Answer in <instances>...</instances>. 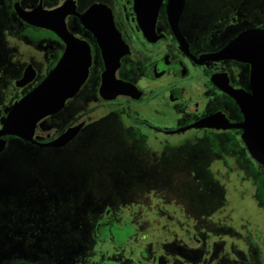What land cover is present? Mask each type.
Returning <instances> with one entry per match:
<instances>
[{"label":"rangeland","instance_id":"obj_1","mask_svg":"<svg viewBox=\"0 0 264 264\" xmlns=\"http://www.w3.org/2000/svg\"><path fill=\"white\" fill-rule=\"evenodd\" d=\"M191 1L201 2L203 16L264 22V0ZM6 26L0 17V125L14 98L18 96L17 101L48 74L42 53L14 39ZM23 64L31 65L32 76L38 71L34 79L27 74L14 95V76L4 72ZM84 96L81 92L67 102L38 135L48 141L86 121V129L66 147L38 148L16 136L7 138L0 155V264H199L198 248L203 244L205 258L211 247L221 245L214 241L223 232L218 227L221 219L229 215L231 264L254 263L248 244H256L250 230L262 229L264 215L254 205L255 189L247 179L231 174L227 183L212 177L208 168L190 164L194 147L186 144H191V133L170 138L178 147L158 152L166 158L172 154L177 163L157 164L148 151L130 147L120 122L106 117L105 105ZM215 171L225 173L220 167ZM223 196L228 204L217 207ZM107 211L113 221L128 223L135 231L104 227L107 240L96 241L94 227ZM214 227L220 231L212 238ZM195 237L205 241L197 245ZM258 263L264 264L262 258Z\"/></svg>","mask_w":264,"mask_h":264},{"label":"flooded vegetation","instance_id":"obj_2","mask_svg":"<svg viewBox=\"0 0 264 264\" xmlns=\"http://www.w3.org/2000/svg\"><path fill=\"white\" fill-rule=\"evenodd\" d=\"M7 1L9 9L11 6L13 18L20 19L25 24H28L19 17L14 6L15 0ZM24 1L20 0V6L24 10H32L41 2V0H35L29 6L25 5ZM67 1L75 6V9L73 6H70V8L76 13L81 15L87 14L89 16V23L91 20L109 19L111 15L113 24L122 38V40L119 39L117 41V46L119 45L118 47L120 48L119 52L121 54L125 52L121 56L119 65L115 70V78L118 81L130 83L136 89L134 90L135 97L130 95H117L113 98V93L110 91H108L107 95L112 99L104 98L101 95L100 90L103 83V74L107 69L103 48L94 32L86 28L78 15L71 13L65 18L66 26L72 35L88 44L92 56L89 76L77 94L83 92L85 96L82 99H96L100 104L105 105L109 110L106 113V117L111 115L117 119V122H120L122 130L130 143V147L133 149L136 147L137 150H141L140 153L148 151L156 157L157 164L177 163L173 161L172 154L166 158L165 154L161 156L158 152L166 148L173 150L178 147V144L172 146L174 143L170 141V138L191 133V144H188V146L186 144V147H194V157L190 158L188 162L192 165L195 163L198 167L208 168L211 170L212 175L227 183L232 181L231 174L236 175V177L238 176L241 180L247 179L255 189L252 195L254 205L264 215V209L259 205L256 198V187L251 182L252 179L249 177V174L242 172L243 163L239 157L240 152L246 151L250 155L246 144L242 140V129L191 128L184 132H177L201 119L218 113L223 114L230 123H241L244 121L242 109L236 99L226 92L225 88L230 87L234 90L251 94L252 66L248 62L231 58L212 59L211 55L223 51L243 32L251 29L264 30V22L252 24L247 22L239 23L235 17L203 16L201 2L196 1L192 3L191 0H185L178 22L180 31L178 34L174 31L168 15L167 8L170 0H163L156 22V39L150 40L145 36L139 25L138 15L134 7L135 0H42V7L46 10H52L62 6ZM94 7L98 9L96 12L92 10ZM0 17L5 19L8 25L9 19L1 10ZM8 34L12 36L9 32ZM12 37L22 42L25 46H29L35 51L42 53L44 69L48 74L56 66L66 48L64 41L56 35L60 41L56 38L54 39L55 42L52 45V52L50 54L52 62L51 68V65L46 60L44 50L37 49L14 36ZM113 37L115 39L119 38L116 34H113ZM59 49H62V51L58 55L57 52ZM114 64L116 65V62ZM30 66V64H23L20 68L13 67L5 70L4 73H9L8 77L14 76L11 82L14 85L17 84V87L14 88L13 85L10 88V92L11 89L15 92L14 95L26 82L27 74H29L28 77L30 79L36 77L38 70L36 73L34 71V76H32L28 73V67ZM6 97L8 98V95ZM17 98L18 96L14 98L10 106L11 108L13 104L21 99L19 98L16 101ZM119 107L127 109V112L115 115L113 110ZM10 109L7 110V113ZM7 113L4 119H6ZM50 118L51 116L39 123L35 133L36 140L49 142L59 137L70 127L84 123L80 130L81 132L88 125L83 120L50 136L52 137L51 140L47 141V138H45L43 139L44 141H41L38 135L43 131L46 120ZM183 120L187 122L185 123ZM177 124H180V126H176ZM3 125L4 123L0 125V128ZM44 130L46 131V129ZM128 131H131L132 134L137 136L135 140H131L128 137ZM140 134L146 136L147 140H140ZM215 136L236 137L240 139L242 144L240 142L238 144L230 142L226 144L227 141L222 140L218 142L219 144L214 145L210 139L211 137L215 138ZM8 137L10 136H5L4 138L7 140ZM7 145L8 140L5 149ZM35 146L38 148H63ZM245 159L246 156H244V161ZM217 167H220L225 173L219 175L215 171ZM227 199L226 197L222 199L220 204H217V207L224 206ZM108 214L109 211L106 212L102 220L96 223V227H94L95 231L102 233V228L111 226L116 228L131 227L128 223L120 224L117 221H113ZM221 220L222 222L219 223L218 227L223 232L220 234L218 241H214L217 245H221L218 248L216 246L211 247L210 249H213V251H209V254H206L204 258V246L202 244L203 247H199L198 250L200 249V251H197L199 264H204L205 261L206 264H231L234 262V258H228L231 251L234 252V247L230 245L234 237L232 238L233 235L229 234L231 231V225H229L231 223V217L230 215L226 217V224L224 219ZM131 228L134 232L135 229L133 227ZM214 228L216 229L217 227ZM219 231L220 229H216L215 232L211 231L213 234L209 235V237L215 238ZM250 231L253 232L256 247L255 245L247 243L250 246L249 255L254 261L253 264H259L258 261L261 258L264 262V226H262V229L254 227ZM191 233L193 234L195 232L191 231ZM102 237L104 236L102 235ZM195 240L198 245L203 243L205 238L195 237ZM227 243L228 246H224ZM104 262L106 264H119L111 260H105L101 264Z\"/></svg>","mask_w":264,"mask_h":264},{"label":"water","instance_id":"obj_3","mask_svg":"<svg viewBox=\"0 0 264 264\" xmlns=\"http://www.w3.org/2000/svg\"><path fill=\"white\" fill-rule=\"evenodd\" d=\"M162 1L135 0L134 7L139 25L150 40L156 39L155 28ZM184 4L185 0H170L167 8L171 25L178 34L180 33L178 22ZM14 6L23 21L29 25L54 32L64 41L66 48L53 70L8 111L4 125L0 128V154L7 144L5 136H16L39 147H63L72 141L83 127L84 123L70 127L59 137L49 142H40L35 139L39 123L60 112L67 101L80 91L89 76L92 61L90 48L86 42L79 40L69 32L65 23L68 14L78 15L86 28L93 31L98 37L103 48L107 69L103 74L101 95L104 98H110L107 95L110 91L113 93V98L117 95L135 97L134 90L136 89L130 83L118 81L115 78V70L125 52L122 54L119 52L117 41L122 38L113 24L111 15L109 19L91 20L89 23V16L78 14L72 10L70 6H73L74 9L75 6L69 1L52 10L44 9L42 0L32 10H24L20 6V0H15ZM92 10L96 12L98 9L94 7ZM113 34L119 38L115 39ZM211 57L212 59L231 58L251 64V94L230 87L225 88L242 109L244 121L230 123L223 114L218 113L177 132H184L191 128L242 129V140L250 155L264 166V30L251 29L243 32L223 51L213 54Z\"/></svg>","mask_w":264,"mask_h":264},{"label":"trees","instance_id":"obj_4","mask_svg":"<svg viewBox=\"0 0 264 264\" xmlns=\"http://www.w3.org/2000/svg\"><path fill=\"white\" fill-rule=\"evenodd\" d=\"M0 10L6 15V17L9 19V23L7 25V31L14 37L22 40L24 43L31 45L37 49L40 50H44L46 53V60L49 63V65H51V58H50V54L52 52V45L54 44V39L56 38L57 40H59L58 37H56V35L49 31V30H45V29H41V28H37L34 26H30L28 24H25L24 22H22L20 19H15L13 18V14L11 11V6L10 9L8 8V1L7 0H0ZM21 22V23H19ZM60 41V40H59ZM60 50V51H59ZM58 50V55L60 54V52L62 51V49ZM55 51V50H53ZM56 52V51H55ZM52 68V65H51ZM50 68V70H51ZM113 112L115 113V115H119V114H124V112H127V109H122V108H115L113 110ZM128 137L132 140H135L137 136H135L134 134H132L131 131L127 132ZM139 137V136H138ZM140 140H147V137L140 134ZM210 139V138H209ZM212 140V144H219L218 142L222 141V140H226V144L230 143H234V144H238L241 141L240 139L234 137V138H229L226 136H215L211 137ZM244 156H246V159L244 161ZM240 160L243 163V168H242V172H245L247 174H249V177L252 179L251 182L255 185L256 187V198L258 200L259 205L264 209V166H262L261 164L257 163L252 156H250L249 154H247L246 151H241L240 152ZM245 162V163H244ZM241 176H243L242 174H239ZM212 177H214L215 175H212ZM222 199H225V197L223 196ZM102 233H99L97 231L93 232V236L94 239L96 241H105L107 240V238L102 237L101 235ZM118 243V242H117ZM120 244V243H119Z\"/></svg>","mask_w":264,"mask_h":264}]
</instances>
